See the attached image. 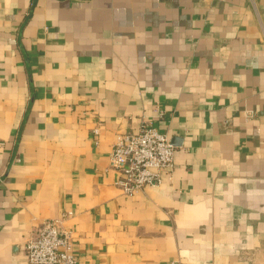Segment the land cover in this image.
Listing matches in <instances>:
<instances>
[{
  "label": "crops",
  "instance_id": "0c3cea01",
  "mask_svg": "<svg viewBox=\"0 0 264 264\" xmlns=\"http://www.w3.org/2000/svg\"><path fill=\"white\" fill-rule=\"evenodd\" d=\"M143 122L174 169L125 194ZM56 218L78 264H264V0H0V264Z\"/></svg>",
  "mask_w": 264,
  "mask_h": 264
},
{
  "label": "built area",
  "instance_id": "2783aa9c",
  "mask_svg": "<svg viewBox=\"0 0 264 264\" xmlns=\"http://www.w3.org/2000/svg\"><path fill=\"white\" fill-rule=\"evenodd\" d=\"M97 140L98 127L92 130ZM109 166L121 173L118 185L132 194L147 185L171 177L174 146L168 136L150 122L138 130L118 132L109 154ZM23 248L27 264H78L71 232L60 227V219L45 220L36 233L26 236Z\"/></svg>",
  "mask_w": 264,
  "mask_h": 264
}]
</instances>
